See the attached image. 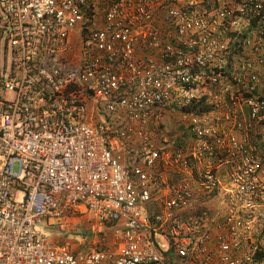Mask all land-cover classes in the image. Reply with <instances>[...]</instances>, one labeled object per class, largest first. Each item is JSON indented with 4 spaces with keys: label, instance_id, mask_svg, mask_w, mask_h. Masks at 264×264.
I'll return each instance as SVG.
<instances>
[{
    "label": "built area",
    "instance_id": "obj_1",
    "mask_svg": "<svg viewBox=\"0 0 264 264\" xmlns=\"http://www.w3.org/2000/svg\"><path fill=\"white\" fill-rule=\"evenodd\" d=\"M0 13V264H264V0Z\"/></svg>",
    "mask_w": 264,
    "mask_h": 264
},
{
    "label": "rangeland",
    "instance_id": "obj_2",
    "mask_svg": "<svg viewBox=\"0 0 264 264\" xmlns=\"http://www.w3.org/2000/svg\"><path fill=\"white\" fill-rule=\"evenodd\" d=\"M102 7V12L104 11L105 6ZM103 14V13H102ZM5 15L3 13H0V28L5 23ZM0 48H2L1 55H5L6 51L8 50V54L10 53V48L7 49V38L4 37V40L1 39L0 36ZM1 50V49H0ZM0 55V57H2ZM2 61L5 62V56H3L2 60L0 59V65ZM9 63V55H7L6 64ZM170 129L173 130L171 134H178L177 131H175L173 124L170 123ZM90 222L89 219L86 216H81L79 219H77V222L72 223L68 229L69 234L66 235H59V233H53L51 238L55 239L56 242L59 241H68L72 244L75 250L79 249H86L88 247L94 246L97 243V239L91 235L87 234V231L89 229ZM84 236L86 239L85 241H81L80 237ZM167 247L164 246V250H166Z\"/></svg>",
    "mask_w": 264,
    "mask_h": 264
},
{
    "label": "clouds",
    "instance_id": "obj_3",
    "mask_svg": "<svg viewBox=\"0 0 264 264\" xmlns=\"http://www.w3.org/2000/svg\"><path fill=\"white\" fill-rule=\"evenodd\" d=\"M1 50H0V55H1V52H2V48H0ZM2 57H0V59L2 60V58H3V56H5V61H6V54L5 55H1ZM3 64H5V62L4 61H2V63H1V65H3ZM0 65V66H1Z\"/></svg>",
    "mask_w": 264,
    "mask_h": 264
},
{
    "label": "trees",
    "instance_id": "obj_4",
    "mask_svg": "<svg viewBox=\"0 0 264 264\" xmlns=\"http://www.w3.org/2000/svg\"><path fill=\"white\" fill-rule=\"evenodd\" d=\"M182 132V130H179V133H181Z\"/></svg>",
    "mask_w": 264,
    "mask_h": 264
}]
</instances>
